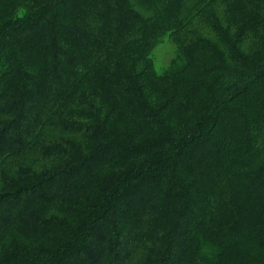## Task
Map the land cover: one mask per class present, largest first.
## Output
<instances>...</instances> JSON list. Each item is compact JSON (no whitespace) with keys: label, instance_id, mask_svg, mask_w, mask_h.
I'll use <instances>...</instances> for the list:
<instances>
[{"label":"trees","instance_id":"trees-1","mask_svg":"<svg viewBox=\"0 0 264 264\" xmlns=\"http://www.w3.org/2000/svg\"><path fill=\"white\" fill-rule=\"evenodd\" d=\"M0 264H264V0H0Z\"/></svg>","mask_w":264,"mask_h":264},{"label":"rangeland","instance_id":"rangeland-1","mask_svg":"<svg viewBox=\"0 0 264 264\" xmlns=\"http://www.w3.org/2000/svg\"><path fill=\"white\" fill-rule=\"evenodd\" d=\"M177 35L171 32H165L158 36L149 52V56L158 70H164L172 65L178 50Z\"/></svg>","mask_w":264,"mask_h":264}]
</instances>
